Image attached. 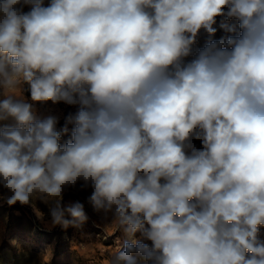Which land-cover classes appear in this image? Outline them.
Wrapping results in <instances>:
<instances>
[{
  "label": "clouds",
  "instance_id": "1",
  "mask_svg": "<svg viewBox=\"0 0 264 264\" xmlns=\"http://www.w3.org/2000/svg\"><path fill=\"white\" fill-rule=\"evenodd\" d=\"M78 185L125 264H264V0H0V199Z\"/></svg>",
  "mask_w": 264,
  "mask_h": 264
},
{
  "label": "rangeland",
  "instance_id": "2",
  "mask_svg": "<svg viewBox=\"0 0 264 264\" xmlns=\"http://www.w3.org/2000/svg\"><path fill=\"white\" fill-rule=\"evenodd\" d=\"M24 10L29 9L25 7ZM222 21L223 18L217 19L214 25L217 32L211 39L224 35L220 28ZM208 39V34L201 32L195 47H203ZM24 96L30 99L27 91ZM35 107L42 116H58V129L63 127L65 117L75 114L78 108L63 102L54 105L51 101L37 103ZM67 139L69 136H64L61 144ZM193 143L197 148L201 147L199 141ZM78 189L79 185L77 189H69L64 194L63 203L67 205L79 201L84 204L88 220L81 228L53 226L48 207L40 200L34 199L29 205L17 202L9 206L6 200L0 199V264H125L115 255L122 243V233L111 223L110 216L105 219L88 203L87 197L92 190ZM261 239H264V226L261 227ZM145 242L151 244L150 241Z\"/></svg>",
  "mask_w": 264,
  "mask_h": 264
}]
</instances>
